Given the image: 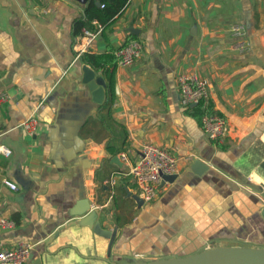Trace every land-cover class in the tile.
Masks as SVG:
<instances>
[{
  "label": "crops",
  "instance_id": "0c3cea01",
  "mask_svg": "<svg viewBox=\"0 0 264 264\" xmlns=\"http://www.w3.org/2000/svg\"><path fill=\"white\" fill-rule=\"evenodd\" d=\"M89 3L0 0V144L13 151L0 157V220L13 223L0 226V252L28 243L27 264H108L109 241L72 215L89 206L92 225L118 231V264L236 242L264 248V0H130L90 51H118L129 37L143 47L134 66L115 70L111 130L74 50L82 39L74 23ZM181 74L207 79L209 105L229 123L224 142L181 106ZM124 134L131 163L148 143L179 160L176 181L162 182L141 209L128 197L136 194L129 165L107 150Z\"/></svg>",
  "mask_w": 264,
  "mask_h": 264
},
{
  "label": "built area",
  "instance_id": "2783aa9c",
  "mask_svg": "<svg viewBox=\"0 0 264 264\" xmlns=\"http://www.w3.org/2000/svg\"><path fill=\"white\" fill-rule=\"evenodd\" d=\"M98 30H84L82 39L74 46V50L81 57L84 53L90 52L92 47L102 33V26L94 23ZM243 27L237 26L233 33L236 37L243 36ZM143 47L138 40H132L123 46L116 53L118 57L117 66L129 68L134 66L142 57ZM178 91L181 106L189 110L193 105H202L208 108L210 101L209 83L207 79L198 74H181L178 79ZM43 104L40 105L42 107ZM39 107V108H40ZM27 128L29 124H25ZM204 133L211 141L222 143L228 137L230 128L228 121L217 113L206 114L202 119ZM13 151L0 144V157L11 158ZM120 161L129 165L128 175L133 178L136 184V194L139 195L145 203L154 202L160 193V186L164 176L177 175L179 172V160L168 150L158 147L154 144H145L134 163L130 162L128 153L118 155ZM3 184L12 191L18 190V185L5 178ZM1 227H12L13 223L5 219L0 220ZM33 246L28 243L19 244L14 249L0 252V264H27L32 255ZM137 255L136 258H139ZM139 260V259H138Z\"/></svg>",
  "mask_w": 264,
  "mask_h": 264
},
{
  "label": "water",
  "instance_id": "95a60500",
  "mask_svg": "<svg viewBox=\"0 0 264 264\" xmlns=\"http://www.w3.org/2000/svg\"><path fill=\"white\" fill-rule=\"evenodd\" d=\"M75 1L82 5H86L91 0ZM96 5L98 7L102 6L99 1H96ZM129 31L133 34L137 33V31L133 29V26L130 27ZM83 73L84 82L87 84L92 93L93 102L96 105L103 106L106 99L107 89L105 79L99 76L92 67L86 64L83 66ZM193 107H195V105H193ZM112 162L120 166L123 165L117 156L113 157ZM193 170L196 174L201 175L203 171H207V168L201 162L197 161L194 164ZM200 170L201 173L199 172ZM177 178L178 175L164 176L163 183H173ZM128 197L132 198L137 203L139 209L145 205L144 200L137 194L129 192ZM89 212H91L90 206L85 211L74 213L72 215L83 218L79 222V225L91 228L97 235L109 241L108 256L105 260L108 264H118L111 260L114 243L118 236V231L115 230L111 232L104 230L99 223H94L92 225V220L96 218L97 214ZM261 216L264 220V208L262 209ZM129 264H264V248L241 246L217 247L184 257L169 259L157 258L154 260H134Z\"/></svg>",
  "mask_w": 264,
  "mask_h": 264
},
{
  "label": "trees",
  "instance_id": "16d2710c",
  "mask_svg": "<svg viewBox=\"0 0 264 264\" xmlns=\"http://www.w3.org/2000/svg\"><path fill=\"white\" fill-rule=\"evenodd\" d=\"M96 1L101 3V7L96 5ZM130 0H91L86 7L85 17H80L74 23L75 35H82L84 30L97 31L98 28L94 24L97 22L102 26V34L106 35L107 30L116 22L126 7L128 6ZM132 40H138L135 37H129L125 45H127ZM124 45V46H125ZM117 49L109 45L107 51L102 54H95L92 52H87L81 55V59L86 65H89L93 69L99 72H103L107 78V101L100 107V116L99 119L101 123L111 130V123H114L112 106L115 100V70L117 69L118 57L116 55ZM187 112L197 119L199 122L202 121L203 117L206 114L216 113L212 106L204 108L202 105H198L194 108L187 110ZM114 125V124H113ZM127 134L121 137L120 148H117L116 145L113 146V139L111 137L107 150L111 156H115L127 150Z\"/></svg>",
  "mask_w": 264,
  "mask_h": 264
},
{
  "label": "rangeland",
  "instance_id": "374dc122",
  "mask_svg": "<svg viewBox=\"0 0 264 264\" xmlns=\"http://www.w3.org/2000/svg\"><path fill=\"white\" fill-rule=\"evenodd\" d=\"M235 244H238L242 247H253V248H257L259 245L257 244H253V243H244V242H236ZM222 247H230V246H222ZM217 248V247H216ZM211 249V248H210Z\"/></svg>",
  "mask_w": 264,
  "mask_h": 264
}]
</instances>
